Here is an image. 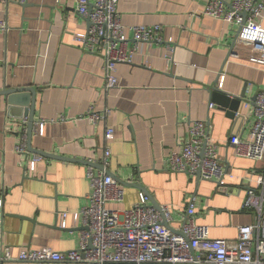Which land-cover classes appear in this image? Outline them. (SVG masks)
<instances>
[{
    "label": "crops",
    "instance_id": "1",
    "mask_svg": "<svg viewBox=\"0 0 264 264\" xmlns=\"http://www.w3.org/2000/svg\"><path fill=\"white\" fill-rule=\"evenodd\" d=\"M15 1L0 0V20L7 25L0 30V91L32 87L34 123L53 121L42 135L33 127L27 156L16 153L32 97L27 91L0 94V253L77 248L81 222L74 213L90 193L88 164L56 157L100 165L106 147L111 152L107 169L125 191L123 201L109 207L130 208L144 193L153 207L169 206V226L176 230L192 204L195 222L208 225L212 238L235 239L238 226L254 222V213L241 206L264 160L237 156L228 141L231 134L249 136L264 67L248 60L250 49L238 39L237 24L204 14L209 0H118L127 49L134 48V55L131 62L116 65L118 85L105 89L102 57L74 41L75 33L88 27L77 13V0H27L23 6ZM221 1L228 6L231 0ZM260 23L264 27V15ZM132 25H159L162 40L137 43ZM215 83L231 95L244 94L237 110L241 116L232 118L211 100ZM90 106L109 113L94 123L86 116ZM195 120L207 123L217 145L225 172L222 187L167 168V154L180 149ZM107 128L113 129L110 140L104 138ZM35 151L51 156L41 155L30 170L26 163ZM63 212L65 228L59 226Z\"/></svg>",
    "mask_w": 264,
    "mask_h": 264
},
{
    "label": "built area",
    "instance_id": "2",
    "mask_svg": "<svg viewBox=\"0 0 264 264\" xmlns=\"http://www.w3.org/2000/svg\"><path fill=\"white\" fill-rule=\"evenodd\" d=\"M26 3L27 0H16ZM118 0H77V13L89 21L85 31L75 33L77 46L103 59L105 89L118 85L115 75L118 63H129L134 48L127 49L125 26L117 9ZM204 14L238 25V39L249 46L248 60L264 67V27L260 21L264 15V0H231L229 6L221 0H209ZM0 20V30H6ZM133 40L137 43L160 42L159 25H132ZM223 81V76L219 85ZM253 122L248 138L231 134L229 145L237 156L252 160H264V84L252 105ZM109 113L90 106L86 116L94 123L105 119ZM241 116L238 112L236 117ZM61 120H65L63 117ZM39 119L33 127L39 135L47 122ZM27 119L20 123L15 151L29 153L26 133ZM113 129L107 128L104 138L110 140ZM111 152L108 147L102 154L101 168L87 166L90 193L87 203L74 213L86 229L80 231L77 248L55 251L50 248H21L16 256L8 249L0 253V262L25 261L39 264H264V170L248 184L241 210L252 211L255 220L240 225L235 239L212 238L209 226L195 222V210L190 204L184 211L183 220L176 230L170 228L171 209L167 205L155 208L148 203V196L139 194V201L127 209H116L108 203H120L124 188L107 173ZM42 159L33 154L26 167L34 169ZM167 168L173 172H186L192 176L225 185V172L218 156L217 145L211 140L205 121L195 120L189 125L188 138L179 150L166 156ZM2 199H0V234L2 225ZM67 213L60 216L59 226L66 227Z\"/></svg>",
    "mask_w": 264,
    "mask_h": 264
},
{
    "label": "water",
    "instance_id": "3",
    "mask_svg": "<svg viewBox=\"0 0 264 264\" xmlns=\"http://www.w3.org/2000/svg\"><path fill=\"white\" fill-rule=\"evenodd\" d=\"M16 3H19L18 1H15ZM20 5H25L26 3H19ZM230 3H228V6H229ZM88 22V25H89V21L87 20ZM233 45H234V42H233ZM233 45H231L230 47V52L233 51ZM21 91H27L31 94V105H30V112L28 114V118H27V123H26V133H27V144H28V148L29 150H31V145H30V142H31V137H32V134H33V125H34V120H33V113H32V110H33V106H34V103H35V90L32 88V87H22V88H15V89H3L0 91V94H4V95H10L12 93H16V92H21ZM210 91H211V100L214 101L218 106L219 108L221 109H224L227 111V113L232 117H236V113H237V110H238V107L240 105V102L243 100L244 98V94L241 93L239 95H231L221 89H219L217 86H216V83L214 85H212L210 87ZM37 152V154L39 155H44V156H51L50 154L48 153H44L42 151H35ZM56 158H60V159H63V160H75L77 162H84L88 165H92L96 168H101V165H95L94 163L92 162H87V161H81V160H78V159H68L66 157H56ZM107 173H109V170H107ZM111 175V174H110ZM196 177L198 179H200V176H199V173H197ZM121 184L123 185H132V186H135L139 189H141L142 187L139 186V185H135L133 183H127V182H121ZM155 208H159V207H155ZM78 229H86L85 226L81 225L78 227Z\"/></svg>",
    "mask_w": 264,
    "mask_h": 264
}]
</instances>
